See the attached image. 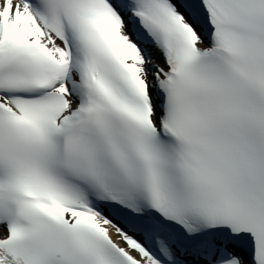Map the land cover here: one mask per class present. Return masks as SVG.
<instances>
[{
	"label": "snow or ice",
	"instance_id": "1",
	"mask_svg": "<svg viewBox=\"0 0 264 264\" xmlns=\"http://www.w3.org/2000/svg\"><path fill=\"white\" fill-rule=\"evenodd\" d=\"M0 264H264V0H0Z\"/></svg>",
	"mask_w": 264,
	"mask_h": 264
}]
</instances>
